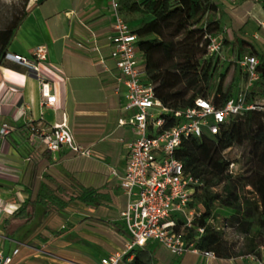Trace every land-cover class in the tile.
Wrapping results in <instances>:
<instances>
[{"label": "crops", "instance_id": "0c3cea01", "mask_svg": "<svg viewBox=\"0 0 264 264\" xmlns=\"http://www.w3.org/2000/svg\"><path fill=\"white\" fill-rule=\"evenodd\" d=\"M27 10L8 54L34 63L33 51L43 47L46 61L38 66L57 103L44 104L40 80L28 67L9 60L0 66V130L4 124L11 127L8 135H0V252L11 255L19 249L13 264H100L130 241L121 217L128 198L120 177L137 137L132 126L120 124L135 110L126 109V89L118 84L111 57L113 12L109 0H29ZM130 16L133 29L140 21L137 13ZM138 58L145 68L139 52ZM63 121L78 144L91 148V157L67 147L48 152L32 131L49 132ZM228 184L214 201L232 208L238 183ZM87 191L94 192L88 203L82 201ZM21 206L24 212L17 215ZM226 238L235 242L232 234ZM157 246L158 253L180 264L264 262V245L259 260L175 257Z\"/></svg>", "mask_w": 264, "mask_h": 264}, {"label": "trees", "instance_id": "16d2710c", "mask_svg": "<svg viewBox=\"0 0 264 264\" xmlns=\"http://www.w3.org/2000/svg\"><path fill=\"white\" fill-rule=\"evenodd\" d=\"M21 1V9L11 13L5 11L7 4L0 5V66L5 65L8 49L28 15L29 0ZM119 2L122 15L141 13L146 16L132 31L138 38L136 45L144 61L145 80L152 84L155 97L164 106L174 111L185 110L198 98L211 99L217 107L223 106L236 96L234 78L232 83H226L231 67L239 68L236 62L246 55H256L259 59V79L248 91L247 102L264 99V53L244 37H237L233 42L223 40V47H231L232 61L216 76L222 61L218 56L209 55L208 47L210 37L222 34L218 13L227 1ZM258 3L264 10V0H258ZM209 16L212 18L207 19ZM156 48L163 51L164 58L169 61L167 65L151 61ZM237 148L242 149V153L231 155L230 152ZM175 157L182 162L186 173L201 181L190 203L200 216L193 220L190 228H184V221L178 219L176 231L182 234L185 243L213 252L219 259H230L234 252L239 253L246 246L239 256L252 255L259 260V249L264 245V112L244 111L232 118L218 134L184 139ZM236 163H240L241 172L235 178L238 188L231 194L233 213L224 221V227L241 235V244L238 240L229 241L227 233L214 224L217 218L214 200L227 183L231 164ZM92 200L93 191H87L82 197L86 203ZM23 212L21 206L17 215ZM200 228L203 233L199 232ZM134 254L129 264H180L179 260L174 262L164 254H152L146 247L135 249Z\"/></svg>", "mask_w": 264, "mask_h": 264}, {"label": "built area", "instance_id": "2783aa9c", "mask_svg": "<svg viewBox=\"0 0 264 264\" xmlns=\"http://www.w3.org/2000/svg\"><path fill=\"white\" fill-rule=\"evenodd\" d=\"M109 3L114 16L110 37L111 57L119 70L118 84L126 89V109L135 110L131 118L120 120V124L132 126L137 137L129 144V160L120 177L121 187L128 198L121 217L130 241L123 251L109 254L101 259L100 264H121L125 260L131 262L135 257L134 250L143 248L150 242L157 243L175 257L193 254L206 260H217L213 252L187 245L182 234L176 231L179 218L184 221V228H190L193 220L200 216L196 209L190 207V203L193 194L201 186V181L185 172L182 162L175 157V152L184 139L218 134L232 118L244 111L264 112V99L247 102L248 91L259 79V59L256 55H246L236 62L247 77L248 86L223 106L217 107L211 99L198 98L191 107L174 111L155 97L152 84L144 79L145 68L140 64L136 45L138 38L121 14L119 0H109ZM223 48L220 36L210 37L209 55L221 59ZM33 56L36 60L34 63L17 54H7L5 60L26 66L35 72L40 80L44 104L55 106L57 97L52 92L50 81L40 73L38 66L40 62L46 61L44 48H36ZM10 130L11 127L4 124L0 135L6 136ZM32 131L48 152H59L67 147L77 156H92L91 148L76 142L66 121L56 124L49 132L36 130L35 127ZM234 167L235 164H231L228 174ZM222 229L227 235L232 234L238 244L243 242L241 235L224 226ZM198 230L200 233L204 231L202 228ZM18 253L19 249L14 250L11 255L0 252V264H13ZM248 257L255 260L252 255Z\"/></svg>", "mask_w": 264, "mask_h": 264}, {"label": "rangeland", "instance_id": "374dc122", "mask_svg": "<svg viewBox=\"0 0 264 264\" xmlns=\"http://www.w3.org/2000/svg\"><path fill=\"white\" fill-rule=\"evenodd\" d=\"M6 3H3V2ZM7 4V8L5 11L8 10V13L13 11H18L21 9L22 1L21 0H0V5ZM139 17V21L146 19L141 13H137ZM126 21L132 25L130 20V13L123 14ZM212 17L209 16L207 19H211ZM218 18H220L222 22V34L220 37L222 40L226 39L229 42L235 41L237 37H244L245 39L253 42L255 47L264 53V27L261 26V23H264V10L261 5L257 2V0H236L235 2H225L222 9L218 13ZM138 26V25H137ZM136 25L133 26V29L137 27ZM151 55V61L153 63H158L159 65H167L169 61L163 56V51L159 48L154 49ZM168 58V57H167ZM150 61V60H149ZM222 66L218 70L217 77L221 72H224L226 67L232 61L231 57V47L227 45L223 48V53L221 57ZM233 78L235 80L234 83V94L237 95L240 91H242L245 87L248 86V79L245 74L237 68L232 66L229 75L227 76L226 83H232ZM217 81V79H216ZM216 85V82L215 84ZM263 100V99H261ZM260 100V101H261ZM242 149H236L230 152L231 155H234L236 152L242 153ZM240 163H236L235 167L232 169V172L227 176V183L236 181V175L241 172ZM226 183V184H227ZM224 185L226 189L230 188V185ZM223 187V189H224ZM219 201H214V207L216 208V216L217 218L214 221V224L217 228L222 229L224 226V221L232 214V208L228 207L226 204L224 206H220L217 203ZM233 204V203H232ZM38 225V215L36 221L33 223V227H37ZM148 251L152 254H156L158 250L157 243L150 242L149 246L147 247ZM246 250V246L241 249V252L237 253L234 252V255L238 257ZM176 260H174L175 262ZM125 264V263H123ZM202 264V262L200 263ZM206 264V263H205ZM218 264H230L229 261H222Z\"/></svg>", "mask_w": 264, "mask_h": 264}]
</instances>
